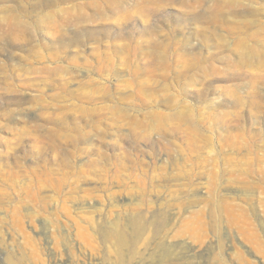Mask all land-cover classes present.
Wrapping results in <instances>:
<instances>
[{
  "label": "rangeland",
  "instance_id": "obj_1",
  "mask_svg": "<svg viewBox=\"0 0 264 264\" xmlns=\"http://www.w3.org/2000/svg\"><path fill=\"white\" fill-rule=\"evenodd\" d=\"M0 264H264V0H0Z\"/></svg>",
  "mask_w": 264,
  "mask_h": 264
}]
</instances>
